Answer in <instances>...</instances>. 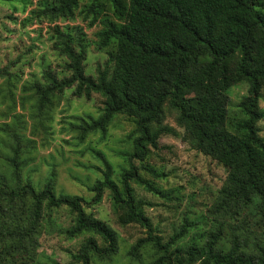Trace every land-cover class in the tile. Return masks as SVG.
I'll return each mask as SVG.
<instances>
[{"label":"trees","instance_id":"trees-1","mask_svg":"<svg viewBox=\"0 0 264 264\" xmlns=\"http://www.w3.org/2000/svg\"><path fill=\"white\" fill-rule=\"evenodd\" d=\"M53 11L73 17L79 0H57ZM108 5L113 17L105 16L98 36L102 46H111L105 66L96 76L86 73L87 47L82 37L74 43L72 34L60 32L66 56L67 75L44 71V82L34 84L43 106L56 94L73 89L75 96H102L101 111L81 126L82 135L104 132L116 115L133 117L136 123L134 151L121 185L113 180L107 165L103 177L90 190L88 203H98L105 188L112 192L114 209L121 224L142 225L147 236L140 238L130 253L138 255L150 244L160 264H264V243L250 248L233 234L230 244L222 242L220 230L207 235L193 233L183 223L169 239L156 233L141 202L134 195L130 179L154 194L161 190L137 173L134 158L143 159L149 145L158 146L162 134L172 133L163 124L165 112L176 114L190 144L212 157L227 171L216 207L237 213L252 209L264 221V138L258 122L264 117L260 99L264 88V0H91L90 25ZM245 82L248 91L238 106L244 117L228 129L229 89ZM0 171V240L21 250L33 242L41 221L63 206L75 215L66 229L69 238L91 233L73 254L81 264L92 256L112 258L118 251L117 232L83 207L79 195L58 193L54 176L38 187L23 179L17 148ZM157 176L162 174L156 173Z\"/></svg>","mask_w":264,"mask_h":264},{"label":"rangeland","instance_id":"rangeland-1","mask_svg":"<svg viewBox=\"0 0 264 264\" xmlns=\"http://www.w3.org/2000/svg\"><path fill=\"white\" fill-rule=\"evenodd\" d=\"M57 3V0H0V171L6 169L7 158L17 148L23 179L31 178L40 187L53 175L58 193L83 197L85 211L115 229L117 253L110 259L93 255L91 264H160L150 244L141 247L137 256L130 253L135 243L147 236V230L135 222H119L108 188L98 203L87 202L94 196L90 187L103 177L107 165L113 180L121 185V175L129 167L128 158L134 151L133 139L137 135L134 118L116 115L104 132L83 136L84 122L100 114V94L94 93L88 99L75 96L69 88L53 95L43 106L38 103L34 84L44 82L45 70L51 69L59 76L68 74L66 56L59 44L61 31L71 33L74 43L82 37L87 47L85 71L89 75L96 76L97 68L106 65L111 50V46L100 44L98 36L103 28L102 18L113 17L108 5L94 25H90L94 18L88 12L91 0H79L73 17L55 14L52 7ZM247 91L245 82L229 89L231 132L234 123L244 117L238 104ZM259 104L264 112V88ZM163 124L174 131L162 134L157 147L149 145L143 159L134 158L139 176L157 186L161 193L154 194L134 178L130 179L134 195L156 233L167 240L188 221L191 230L181 244H186L195 232L207 235L216 230H220L225 244H230L233 234L250 248L256 242L264 243V221L254 210L231 213L216 207L227 171L190 144L174 112L166 110ZM258 128L264 138V117ZM74 218L65 206L54 210L41 221L34 241H27L21 250L0 240V264H81L73 254L92 234L69 238L65 231Z\"/></svg>","mask_w":264,"mask_h":264}]
</instances>
